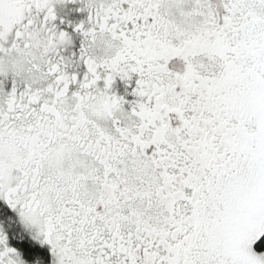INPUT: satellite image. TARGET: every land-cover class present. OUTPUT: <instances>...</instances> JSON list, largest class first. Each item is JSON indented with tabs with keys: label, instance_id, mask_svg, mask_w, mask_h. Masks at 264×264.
I'll return each mask as SVG.
<instances>
[{
	"label": "snow or ice",
	"instance_id": "obj_1",
	"mask_svg": "<svg viewBox=\"0 0 264 264\" xmlns=\"http://www.w3.org/2000/svg\"><path fill=\"white\" fill-rule=\"evenodd\" d=\"M0 264H264V0H0Z\"/></svg>",
	"mask_w": 264,
	"mask_h": 264
}]
</instances>
